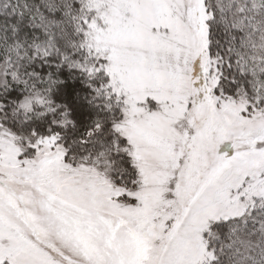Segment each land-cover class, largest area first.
Instances as JSON below:
<instances>
[{"label":"snow or ice","instance_id":"snow-or-ice-1","mask_svg":"<svg viewBox=\"0 0 264 264\" xmlns=\"http://www.w3.org/2000/svg\"><path fill=\"white\" fill-rule=\"evenodd\" d=\"M0 264H264V0H0Z\"/></svg>","mask_w":264,"mask_h":264}]
</instances>
